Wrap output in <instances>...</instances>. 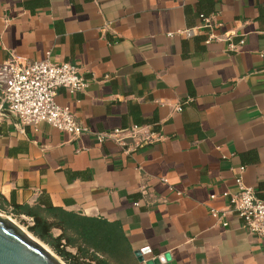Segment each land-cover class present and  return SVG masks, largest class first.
Returning a JSON list of instances; mask_svg holds the SVG:
<instances>
[{
	"label": "crops",
	"instance_id": "crops-1",
	"mask_svg": "<svg viewBox=\"0 0 264 264\" xmlns=\"http://www.w3.org/2000/svg\"><path fill=\"white\" fill-rule=\"evenodd\" d=\"M201 15L243 45L205 43ZM12 55L79 69L89 87L55 101L89 133L20 126L2 110L7 202L116 227L121 264H264V239L209 212L228 208L240 167L264 198V0H0V64ZM132 126L159 140L126 152L96 139Z\"/></svg>",
	"mask_w": 264,
	"mask_h": 264
},
{
	"label": "built area",
	"instance_id": "built-area-1",
	"mask_svg": "<svg viewBox=\"0 0 264 264\" xmlns=\"http://www.w3.org/2000/svg\"><path fill=\"white\" fill-rule=\"evenodd\" d=\"M200 19V29L208 34L205 43L223 38L228 42L230 51H236L243 45L242 39L236 44L232 43L225 33L221 37L216 36L215 31L219 25L211 17L201 15ZM182 33L190 36L191 31ZM88 87L89 81L70 63H53L49 59L29 62L12 55L0 64V112H9L20 126L36 128L40 124H46L72 137H79L88 134V129L80 126L68 108L59 106L55 98L60 89L65 90L69 96H74L85 92ZM176 110L180 111L181 108L176 107ZM140 130L137 126L112 129L97 134L96 139L99 143L112 141L125 148L126 152L159 140L153 133L141 136ZM243 170L244 167H240L239 174L234 179L236 192L222 194V197L228 198V208L221 214L215 209H210L209 212L218 219L224 218L226 213H235L248 233L264 239V198H258L254 189L243 183ZM222 225L227 226L225 222Z\"/></svg>",
	"mask_w": 264,
	"mask_h": 264
},
{
	"label": "trees",
	"instance_id": "trees-1",
	"mask_svg": "<svg viewBox=\"0 0 264 264\" xmlns=\"http://www.w3.org/2000/svg\"><path fill=\"white\" fill-rule=\"evenodd\" d=\"M204 16V15H203ZM0 211L23 221L27 231L66 264H121L118 248L123 247L116 227L103 221L79 217L51 206L16 205L0 195ZM59 230L54 236L52 231ZM67 248H74L70 253Z\"/></svg>",
	"mask_w": 264,
	"mask_h": 264
},
{
	"label": "water",
	"instance_id": "water-1",
	"mask_svg": "<svg viewBox=\"0 0 264 264\" xmlns=\"http://www.w3.org/2000/svg\"><path fill=\"white\" fill-rule=\"evenodd\" d=\"M138 261L142 263L139 257ZM158 261H154L157 264ZM0 264H62L49 249L0 215ZM149 264V263H146Z\"/></svg>",
	"mask_w": 264,
	"mask_h": 264
},
{
	"label": "rangeland",
	"instance_id": "rangeland-1",
	"mask_svg": "<svg viewBox=\"0 0 264 264\" xmlns=\"http://www.w3.org/2000/svg\"><path fill=\"white\" fill-rule=\"evenodd\" d=\"M0 215L2 216V217H8L9 219H11L16 225H18L23 231H25L26 233H28V231H27V228H26V225H25V223L23 222V221H25L27 224H29V221L28 220H26V219H23V218H21V219H19V218H15V217H13L11 214H8V213H5V212H1L0 211ZM29 234V233H28ZM31 235V234H30ZM43 244V243H42ZM44 245V244H43ZM46 246V245H45ZM47 247V246H46ZM48 249H49V247H47ZM49 251L53 254V255H55L50 249H49ZM56 256V255H55ZM57 257V259L62 263V264H66L64 261H62L58 256H56Z\"/></svg>",
	"mask_w": 264,
	"mask_h": 264
}]
</instances>
